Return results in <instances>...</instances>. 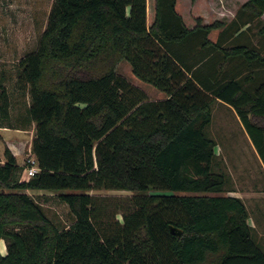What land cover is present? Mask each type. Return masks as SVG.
Segmentation results:
<instances>
[{
    "label": "trees",
    "instance_id": "1",
    "mask_svg": "<svg viewBox=\"0 0 264 264\" xmlns=\"http://www.w3.org/2000/svg\"><path fill=\"white\" fill-rule=\"evenodd\" d=\"M177 2L156 0L149 24L148 0H54L19 62L30 102L17 126L0 82V128L35 124L40 167L21 179L8 146L0 159V264H264L247 204L221 194L230 176L213 170L207 133L214 103L228 104L264 163V0L192 28ZM122 60L166 96L118 73ZM28 189L58 191L74 222L60 228ZM93 189L138 194L111 221Z\"/></svg>",
    "mask_w": 264,
    "mask_h": 264
},
{
    "label": "rangeland",
    "instance_id": "2",
    "mask_svg": "<svg viewBox=\"0 0 264 264\" xmlns=\"http://www.w3.org/2000/svg\"><path fill=\"white\" fill-rule=\"evenodd\" d=\"M243 1L180 0L179 9L186 13L187 22L191 26L196 24L198 19H201L202 22L204 20L210 22L221 19L229 20L233 17L234 12L241 7ZM53 2L54 0H0V82L8 88L12 99L10 118L12 126H17L20 115L25 114L30 102L29 93L24 94L17 88L19 62L28 53L38 49L40 38L48 24ZM148 4L151 16L155 17L156 0H148ZM153 21L154 19L148 18L149 24ZM117 71L130 82L142 88L151 99H161L166 96L155 86L135 77L127 60H122L118 64ZM17 129L21 128H0V159L2 160L7 146L12 148L13 152L17 154L18 162L20 163L22 160V164L25 165L21 172V179H28L26 162L30 156L34 155L32 141L35 136V124L27 129ZM207 133L218 143L213 170L230 176L228 189L234 187L236 191L241 190L242 199L255 216V218L253 217L256 224L254 227L255 238L264 249V217H260V213L264 216V208L260 212V204L264 207V195L260 197L259 194L262 179L264 184V170L260 163V156L237 113L229 105L221 102L214 103L213 120ZM228 191L221 194H229ZM26 192L44 206L47 215L60 228H68L74 222V215L68 204L60 198L58 191L28 189ZM90 193L101 197L99 202L104 206L107 205L110 215L117 212L116 217L112 215L113 217L109 220L113 221L116 218L121 222L123 215L122 210L117 211L120 210L118 207L124 209L131 205L132 198L138 194L127 189H93ZM0 251L2 254H6L4 240L0 243Z\"/></svg>",
    "mask_w": 264,
    "mask_h": 264
},
{
    "label": "crops",
    "instance_id": "3",
    "mask_svg": "<svg viewBox=\"0 0 264 264\" xmlns=\"http://www.w3.org/2000/svg\"><path fill=\"white\" fill-rule=\"evenodd\" d=\"M247 0H244L243 2H242V4L243 3H245ZM179 3H180V0H178V2H177V4H178V6H177V9H178V11L182 14V16H183V18H184V20L186 21V23H187V25L189 26V27H194L196 24H194V25H191L190 26V23H188L187 22V16H186V13H183L182 11H180V9H179ZM185 3V2H184ZM238 11V10H237ZM237 11H235L234 12V14H233V17L231 18V19H229V20H226V21H224V22H229V21H231L235 16H236V13H237ZM150 17V19L152 20V19H154V17L153 16H151V13H150V7H149V4H148V18ZM199 17V16H198ZM264 17V16H263ZM201 20V19H200ZM217 21V20H216ZM221 21H223L222 19H221ZM215 22V21H214ZM203 23L204 24H209V23H213V21L212 22H210V21H207V20H204L203 21ZM219 31H220V29H215V30H213L211 33H210V38L212 39V40H216V38H217V36H218V33H219ZM215 33V34H214ZM213 35H215V36H213ZM164 95V94H163ZM165 96H163V97H161V98H164ZM217 102H221V103H223V104H225V105H228V104H226V103H224V102H222V101H217ZM236 112V111H235ZM5 128H7V127H5ZM17 130H22V129H17ZM248 134V133H247ZM249 136V135H248ZM249 139H250V137H249ZM251 140V139H250ZM252 142V141H251ZM253 144V143H252ZM253 146H254V144H253ZM10 148V147H9ZM254 148H255V146H254ZM11 150H12V148H10ZM256 149V148H255ZM12 151H14V150H12ZM256 152L258 153V151H257V149H256ZM14 154H15V156L17 155L16 154V152H13ZM258 155H259V153H258ZM260 156V155H259ZM17 157V156H16ZM5 155L2 157V162H4L5 161ZM19 159H17V161H18ZM22 160H21V162L19 163L18 162V164L19 165H21V166H25V165H23L22 164ZM260 163H261V165H262V168H263V170H264V163H263V161H262V159H261V157H260ZM261 181V180H260ZM241 191V190H240ZM240 191H236V189L233 187V188H231V191L229 192V194H231V195H235V196H239V197H243L242 196V194L240 193ZM255 193V192H254ZM257 195H259L260 194V197H263V195H264V184H263V179H262V182H260V193L258 194V193H256ZM262 200V199H261ZM261 203V202H260ZM248 207V206H247ZM263 208L264 207H262L261 206V204H260V212L263 210ZM249 212H250V222H251V225L253 226V227H255L256 226V224H255V222L253 221L254 219H253V217L255 218V216H254V213L253 212H251L250 210H249ZM260 217H264L263 216V214H261L260 213ZM261 224V223H260Z\"/></svg>",
    "mask_w": 264,
    "mask_h": 264
},
{
    "label": "built area",
    "instance_id": "4",
    "mask_svg": "<svg viewBox=\"0 0 264 264\" xmlns=\"http://www.w3.org/2000/svg\"><path fill=\"white\" fill-rule=\"evenodd\" d=\"M26 167H27L26 173L28 179L34 176L40 170L38 160L34 155L28 158L26 162Z\"/></svg>",
    "mask_w": 264,
    "mask_h": 264
}]
</instances>
